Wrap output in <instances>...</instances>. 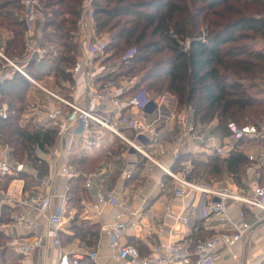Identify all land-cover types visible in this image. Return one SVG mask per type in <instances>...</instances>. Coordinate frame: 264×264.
Segmentation results:
<instances>
[{
    "label": "trees",
    "instance_id": "obj_1",
    "mask_svg": "<svg viewBox=\"0 0 264 264\" xmlns=\"http://www.w3.org/2000/svg\"><path fill=\"white\" fill-rule=\"evenodd\" d=\"M39 2L51 58L44 73L33 64L27 67V73L37 81L52 76L56 82L53 87L58 89L73 82L71 70L78 58L84 0ZM93 10L97 37L109 36L102 65L117 68L104 81L139 77L137 86L125 97L134 96L140 90H145L153 100L174 96L179 102L177 112L192 105L197 121L213 125V132L223 137L231 136L230 124L244 127L264 122V100L257 98L264 91L255 86L256 81L264 84V0H94ZM24 12L20 0H0V50L12 60L24 55ZM7 34L11 38L5 39ZM134 49V57L124 60ZM3 65L0 59V69ZM31 93V83L18 73L0 82V110L8 113L7 119L0 114V146L12 150L15 162L27 158L31 161L29 168L47 176L49 170L43 155L54 148L59 132L49 124L32 121L22 124L28 114ZM178 136L176 127L171 141ZM241 145L237 144L227 159L179 155L172 170L202 183H211V177L217 180L227 176L244 188L245 171L250 163ZM105 151L98 158L74 156L69 160L74 174L67 197L70 208L76 210L71 229L90 248L97 243L100 228L81 218L84 213L81 202L86 196L85 175L97 172L109 155L120 158L125 149L114 143ZM188 162L191 168L186 169ZM137 169L125 181L126 185H142L145 162ZM119 176L120 173L116 180ZM20 179L26 182L25 192L31 184L38 188L31 196L39 194L41 184L33 176L24 172ZM11 182L12 179L0 180V188L5 189ZM10 211L4 206L0 225L10 223L6 214ZM213 235L214 232H206L201 227L192 236L193 247ZM8 241L9 237L0 230V262L19 264L7 247ZM80 264L91 263L85 260Z\"/></svg>",
    "mask_w": 264,
    "mask_h": 264
},
{
    "label": "built area",
    "instance_id": "obj_2",
    "mask_svg": "<svg viewBox=\"0 0 264 264\" xmlns=\"http://www.w3.org/2000/svg\"><path fill=\"white\" fill-rule=\"evenodd\" d=\"M93 1L87 0L79 21L78 58L71 70L73 82L64 84L62 88L49 89L45 82H55L52 76L37 81L27 73V67L32 64L40 73H44L51 58L41 17L43 8L39 0H20L25 8L24 55L12 60L0 50V59L4 62L0 69V82L15 73L27 79L33 87L30 106L33 108L30 109L35 114H30L32 120L24 116L22 124L32 121L33 124H49L58 129L56 145L49 152L53 179L60 176L71 178L74 172L67 165L70 158L93 156L94 151L108 141V147L118 143L125 150L135 152L145 162L148 172L155 168L161 170L174 182L177 198L186 199L196 195V203L187 207L181 215L174 216V219L183 225L204 222L208 230L214 231L212 237L200 240L192 250L180 243H169L154 246L150 255L142 256L137 247L124 241L127 214L121 212L116 214L109 235L110 254L115 261L122 264H216L222 251L232 253L246 240L253 228L248 220L249 214H264V122L258 126L244 127L230 124L231 136L223 137L213 132V125L198 122L189 110L176 113V105L167 101L173 99L170 95L153 100L145 90H140L134 96L125 97L137 86L139 77L121 79L118 83L104 81L117 68L107 67L103 72H97L105 59L108 40L96 35ZM135 54V49L129 51L124 60L132 59ZM37 92L42 100L37 98ZM164 109L168 110L167 119L174 122L179 130V136L172 141H167L160 131L166 114ZM0 114L7 119L5 109L0 110ZM237 144H242V151L248 145H260L256 150L244 151L250 163L245 171L244 188L191 181L161 161L167 156L177 159L182 154L227 159ZM185 165L186 169L191 168V162ZM25 171L26 165L13 160L10 148H0V180L17 181ZM94 177L91 175L86 181L87 189L92 188ZM123 177L128 180L132 173L124 172ZM16 189L10 185L5 195L6 206L14 210L10 211L9 217L13 226L32 230L38 223L32 221L31 215L37 213L46 220L52 247L63 255L61 264H80L85 260L98 262V253L65 251L61 233L67 223V209L64 205L53 208L52 193L23 196L22 193L17 194ZM96 204L115 208L121 205V201L115 189H106L97 194ZM2 216L3 210L0 209V221ZM48 240L44 237L28 242L15 239L11 246L25 259L46 248ZM239 256L233 254L236 260ZM26 262L23 264H35Z\"/></svg>",
    "mask_w": 264,
    "mask_h": 264
},
{
    "label": "crops",
    "instance_id": "obj_3",
    "mask_svg": "<svg viewBox=\"0 0 264 264\" xmlns=\"http://www.w3.org/2000/svg\"><path fill=\"white\" fill-rule=\"evenodd\" d=\"M11 38L10 34L5 35V39ZM105 65L99 67L97 72H103ZM82 85V80L79 81ZM31 97V102L32 96ZM264 97V94L262 95ZM37 98L42 97L37 94ZM262 99V98H261ZM165 118L160 126V131L164 134L167 141H171L172 134L177 127L176 124L168 118V110ZM253 145V148L249 151L256 150L259 144ZM101 147L97 148L91 157H100L108 148V141H105ZM1 148V146H0ZM247 151V150H245ZM90 157V156H89ZM109 159V160H108ZM107 162L105 161L102 167L95 173L85 175L90 178L91 175H95L92 179V188L87 189L86 196L82 199V206L84 213L81 218L89 221L91 224H95L100 228L99 237L94 248L87 247V245L74 236V232L71 229V221L75 217L76 210L70 208L68 203L67 192L69 189V177L60 176L53 179L52 169L49 163V154L44 156L45 165L49 170L47 176L39 173L34 168L26 166L28 174L34 177L36 182H40L39 194L52 193V206L53 208L58 205H64L67 209V223L61 233V241L63 248L68 253L73 252H85V253H98L99 260L97 263L91 264H122L115 261L109 249V235L110 227L115 223V216L117 213L126 212V232L124 241L128 245L137 247L142 256H148L151 254L152 248L158 245H166L169 243H180L184 245L188 250L193 248L192 240L193 235L199 231L201 227L206 232H214L208 230L204 222L195 221L188 225H183L175 221L174 216L181 215L187 207L193 206L196 203V195H191L189 198L181 199L175 196L174 182L168 179L161 170L155 168L152 172H148L146 165L143 170L144 182L139 187L133 185H126L123 177L124 172H131L132 176L137 173V166L144 162L135 152L131 150H125L120 158L109 155ZM162 163L172 169L176 158L173 156H167L161 159ZM69 166V162H67ZM70 167V166H69ZM122 169V170H120ZM73 170V168H72ZM120 171V176L116 180V175ZM74 172V170H73ZM118 173V174H119ZM97 175V176H96ZM132 178V177H131ZM231 178L228 177L225 183H219V187L228 186ZM6 182L3 183V185ZM10 185H14L17 188V194L22 193L23 196L30 195V193L36 192V185H29L27 192L26 182L22 179L11 182L5 189L2 186L0 188V209L3 210L5 204V195L8 193ZM106 189H115L121 201L119 207H109L106 205H97L96 196L100 191ZM11 212L14 210L10 209ZM11 212H5L10 217ZM4 213V214H5ZM10 219V218H9ZM31 219L37 222L32 230L19 228L13 226L10 223L3 222L0 225V230L4 235L9 237L7 247L12 252V255L16 256L17 263L23 264L28 262H34L35 264H61L62 253L52 247L50 230L46 226V220L39 214L33 213ZM263 219V220H262ZM249 222L253 225V228L246 240L238 245L232 253L223 252L220 260L216 264H264V214L260 212L250 213L248 216ZM44 237L49 238L48 246L39 250L32 257L23 258L17 251L12 248V242L20 240L22 242H28L35 238ZM192 237V238H191ZM90 248V249H89ZM233 254L240 255L239 259H235ZM9 264V263H8Z\"/></svg>",
    "mask_w": 264,
    "mask_h": 264
},
{
    "label": "rangeland",
    "instance_id": "obj_4",
    "mask_svg": "<svg viewBox=\"0 0 264 264\" xmlns=\"http://www.w3.org/2000/svg\"><path fill=\"white\" fill-rule=\"evenodd\" d=\"M86 4H87V0H84V5H83V9L86 7ZM151 11V10H150ZM252 11H249V13H251ZM106 39H108V37L109 36H104ZM187 46V45H186ZM105 68H107L108 67V65H106V66H104ZM114 68V67H113ZM119 82H121V80H119L118 81V83ZM46 84H47V88H51V87H53L54 85H55V82H52V81H46L45 82ZM245 83H248V82H245ZM256 84H255V86H257V90H263L264 91V84L263 83H261V82H259V81H256L255 82ZM251 84V83H250ZM248 85V84H247ZM55 87V86H54ZM53 87V88H54ZM55 89V88H54ZM256 91V90H255ZM32 94L33 93H31V95L30 96H32ZM37 94H38V92H37ZM173 99H168L167 101H168V103H171V102H173V105H176V113H181V112H183L184 110H189L190 112H191V114L193 113L194 114V116H195V109H194V107L191 105V106H184V107H182L181 108V111H179V112H177V108H178V105H179V102H178V100H177V98L176 97H174V96H171ZM257 98L259 99V100H261V98H262V100H264V97H262V96H259V95H257ZM158 99H160V98H156V100H158ZM31 101V100H30ZM31 106V103H30V105H29V110H28V113L29 114H27V120H30L31 119V115L30 114H35V113H33L32 112V110L30 109V108H33V107H30ZM32 120V119H31ZM262 122H259V124H261ZM258 124V125H259ZM253 145L254 144H251V145H248L247 147H243V150L245 151V150H251L252 148H253ZM256 146V145H255ZM260 146V145H259ZM94 154H95V152H94ZM45 155H43V157H44ZM19 164H21V165H23V164H25L26 166H31V161L29 160V159H27V158H25L22 162H19ZM120 170H122V169H120ZM120 171H117V173H113L114 175H118V173H119ZM22 175L23 174H21L20 175V177L19 178H22ZM25 175V174H24ZM210 179H212V180H210V182L211 183H216V184H219V183H225V181H227V179H228V177L227 176H223V177H217L216 179L217 180H215V178H213V177H211ZM231 182H230V184L229 185H231L232 187L233 186H237L234 182H233V180H230ZM239 187V186H238ZM64 244V243H63ZM0 264H3L2 262H0Z\"/></svg>",
    "mask_w": 264,
    "mask_h": 264
}]
</instances>
